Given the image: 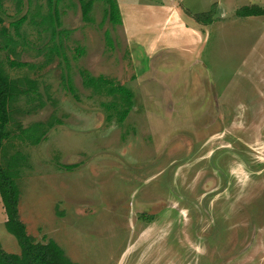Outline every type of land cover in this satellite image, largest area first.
Masks as SVG:
<instances>
[{
    "label": "rangeland",
    "instance_id": "rangeland-1",
    "mask_svg": "<svg viewBox=\"0 0 264 264\" xmlns=\"http://www.w3.org/2000/svg\"><path fill=\"white\" fill-rule=\"evenodd\" d=\"M119 2L113 24L105 0H1L0 60L37 81L8 128L54 121L2 146L27 233L76 264H264V15L236 14L264 0ZM163 8L205 31L163 38ZM4 221L0 199L19 253Z\"/></svg>",
    "mask_w": 264,
    "mask_h": 264
},
{
    "label": "trees",
    "instance_id": "trees-1",
    "mask_svg": "<svg viewBox=\"0 0 264 264\" xmlns=\"http://www.w3.org/2000/svg\"><path fill=\"white\" fill-rule=\"evenodd\" d=\"M79 1L81 3L83 18L90 20L89 12L93 0ZM105 2L107 3L106 15L108 19L113 24H121L122 20L117 0H105ZM236 14L243 17L264 15V6L254 4L244 5L237 9ZM193 16L198 22L204 21L201 15L194 14ZM24 20L25 16H22L12 23L16 31H18ZM204 22L206 23V21ZM1 33L5 34V30L2 29ZM4 41L6 42L4 44L6 46L7 43L13 42V39L6 37ZM8 63L10 67L18 68L29 65L28 62L16 60H10ZM88 83L94 84L95 82L94 80H90ZM25 84L26 87H24ZM36 86V80L27 77H11L4 68L3 62L0 60V199L6 215L4 222L5 228L10 234L15 236L20 246L19 253H10L6 252L0 244V264H76L65 255L63 249L54 240L47 239L46 241H38L27 233L26 226L22 222L19 213V189L16 183L17 171H12L16 169V164L18 167L17 159L20 158L18 155H14V160L9 164L5 165L2 162L1 151L6 139L13 136L22 141L28 140L31 144L36 145L45 137L48 127L53 126L54 121L50 120L47 123L36 121L26 127L18 125V132H13V130L8 128L12 120L13 104L20 96L35 91ZM119 87L115 89L110 88L108 92L115 95L118 93L116 91L121 90V92L126 94L125 96H130L129 92L123 90V87ZM128 99L129 97H127ZM125 103L129 105V102ZM127 113V110L123 111L120 119L123 120ZM73 167V165H63L65 169H71Z\"/></svg>",
    "mask_w": 264,
    "mask_h": 264
},
{
    "label": "crops",
    "instance_id": "crops-1",
    "mask_svg": "<svg viewBox=\"0 0 264 264\" xmlns=\"http://www.w3.org/2000/svg\"><path fill=\"white\" fill-rule=\"evenodd\" d=\"M117 2H118V6L120 7V2H119V0H117ZM169 6V5H168ZM175 8V7H174ZM176 9V8H175ZM174 9V10H175ZM120 10V9H119ZM177 10V9H176ZM164 12V13H163ZM162 14H164V18H163V20H164V23H165V25H166V23H167V27L165 26V29H164V31H163V34L164 35H162V37L163 38H165V37H167V38H169V39H171V40H173L174 38H173V34L172 33H174L175 34V31L176 30H178L179 28H185L186 30H190V31H192V32H194V33H201L200 31L202 30V33L205 31V30H203V28L202 27H192L191 25L189 26V24L188 25H186L184 22H183V24H184V26H183V24L182 23H180V22H182V20L181 21H177V17H176V15H174V14H172L171 15V12L170 11H168V10H166L165 8H163L162 9ZM171 15V16H170ZM172 24H174L173 26H172ZM182 26V27H181ZM196 26V25H195ZM170 34V35H169ZM168 35V36H167ZM172 42V41H171ZM173 43V42H172ZM5 220H6V215H5ZM5 222V221H4Z\"/></svg>",
    "mask_w": 264,
    "mask_h": 264
}]
</instances>
